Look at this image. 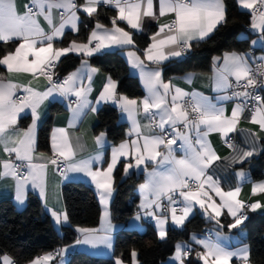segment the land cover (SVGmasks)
Listing matches in <instances>:
<instances>
[{"label":"snow or ice","instance_id":"obj_1","mask_svg":"<svg viewBox=\"0 0 264 264\" xmlns=\"http://www.w3.org/2000/svg\"><path fill=\"white\" fill-rule=\"evenodd\" d=\"M238 5L249 10V29L258 37L251 44L264 45V0H238ZM103 7L115 12L109 18L110 27L93 18L94 14L99 16L98 10ZM81 10L87 15V22L81 19ZM162 18L168 19L161 23ZM120 22L125 26L121 27ZM228 22L227 0H83L82 3L28 0L22 7H18L17 0H0V45H11L0 47V66H5L11 74L31 76L27 84L0 77V153L8 157H0L3 168L0 178L11 177L15 181V199L23 204L29 185L38 189L41 196L46 194L50 165L63 180L69 179V173H82L90 178L105 206L100 228H77L79 235L74 244L37 256L28 264H51L57 257L58 264H64V254L76 246L113 247L114 226L107 205L115 191L117 165L125 176L130 170L146 175L145 183L140 185L143 199L133 221L151 217L160 241L168 238L169 220L183 226L197 207L221 230L225 224L220 218L225 212L231 218L226 226L236 229L248 218L245 209L264 208L260 201L246 203L239 199V183L225 191L219 178L214 179L215 172L209 174L213 163L221 157L207 139L210 133L221 134L233 149L232 164L242 165L258 148L264 151V146L258 144L264 141V56L234 51L215 57L214 65H219L215 69V90L225 93L217 96L215 102L203 94L175 87L171 79L165 82L163 77L165 61L184 57L194 45L206 41ZM153 25L156 31L149 34L150 42L143 49L137 48L134 35ZM81 26L87 31L85 42L71 40L67 46H59L66 29L79 32ZM114 50L125 54L131 67L139 71L147 93L143 99L118 95V82L111 76L104 78L96 99H88L93 91V75L99 69L83 57ZM69 53L82 54L81 68L61 79L56 69L61 58ZM40 77L47 82L42 91L30 86L32 80ZM191 78L190 74L189 83ZM57 97L68 101L72 112L69 127L75 126L85 110L96 112L97 106L105 103L117 106L130 122L127 138L112 147L107 160L102 151L77 159L69 130L55 128L50 135L52 155L37 152L41 105ZM223 101L232 103L230 115H226ZM28 115L31 122L21 126L20 121ZM242 117L258 125L259 132L238 129ZM237 131L245 133L248 147L234 143L229 134ZM105 137L106 133L101 132L95 136V143L102 147L107 142ZM75 140L76 148L82 150L80 138ZM177 152L182 155L177 156ZM235 175L241 182L249 180L242 168ZM212 194L219 197V203ZM251 194H264V181L255 182ZM50 212L57 225L69 222L66 211ZM221 239L227 237L218 230L202 238L192 235V242L201 246L202 251H195L187 242L176 243L172 264H191L188 257L194 251L197 261L203 264H233L234 258L240 264H251L248 245L230 250L221 244ZM130 257L132 264H140L135 249ZM0 264H17V261L5 254L0 257ZM115 264L125 261L118 258Z\"/></svg>","mask_w":264,"mask_h":264},{"label":"trees","instance_id":"obj_2","mask_svg":"<svg viewBox=\"0 0 264 264\" xmlns=\"http://www.w3.org/2000/svg\"><path fill=\"white\" fill-rule=\"evenodd\" d=\"M82 3L83 0H77ZM229 6V22L213 33L206 41L190 50L183 58L170 59L163 64V76L182 75L191 71H209L213 57L227 51L246 52L250 48L249 37H240L242 32L249 28V11L238 5V0H227ZM98 18L105 25H110L109 18L115 15L114 10L103 7L98 10ZM81 19L87 22V15L81 11ZM91 27V25H90ZM151 26L148 33L134 35L137 48L143 49L149 41V34L154 32ZM87 31L80 27L79 32L67 31L61 45H67L71 40H86ZM11 47V45H0ZM82 56L69 53L61 58L57 71L61 74L71 72L81 61ZM90 61L103 71L107 72L118 82L117 92L128 97L136 98L144 94L141 83L136 75L131 74L129 65L120 50L106 51L96 54ZM6 71L0 66V75ZM65 107L54 102L50 106L48 117L42 123L37 133V150H50V131L55 113ZM98 124L95 132L105 130L109 140L117 143L127 135V124L120 118V110L113 104H107L98 111ZM31 121L30 115L21 120L26 126ZM239 140V139H238ZM250 169L252 180L264 179V151L257 157L244 163ZM142 173L124 175L119 166L115 172L114 197L111 203L112 218L116 222H126L138 205L139 196L137 186L142 182ZM65 208L69 223L56 228L51 217L44 211L39 196L30 193L26 206L18 209L11 199L0 200V257L9 254L17 264H27L30 260L51 252L61 246L74 242L78 236L77 228L95 227L99 223L101 207L95 189L84 181H69L62 187ZM242 224L246 231L247 243L250 246L251 264H264V212H251ZM229 219L221 218L226 226ZM213 221L201 214L195 213L185 223L183 228H168V238L160 241L157 238V229L148 225L144 231L133 228H124L118 231L114 238V254L112 257H97L86 252L76 251L70 255L66 264H115L117 258L132 264L130 253L133 249L138 252L140 264H163L174 254V245L180 240H188L193 233H203L206 229L214 228ZM196 251V248H193ZM195 251L188 257L191 264H203L197 261Z\"/></svg>","mask_w":264,"mask_h":264},{"label":"crops","instance_id":"obj_3","mask_svg":"<svg viewBox=\"0 0 264 264\" xmlns=\"http://www.w3.org/2000/svg\"><path fill=\"white\" fill-rule=\"evenodd\" d=\"M27 2H28V0H17L18 7H22ZM79 15H81V12L79 13ZM166 19H168V18H162L160 22L163 23V22H165ZM42 23H43V21H42ZM106 26L110 27L111 25H106ZM120 26L124 27L125 25L123 22H120ZM150 28L151 27L147 28V30L144 33H148L150 31ZM67 31H72V30L66 29L65 34ZM155 31H156V28H155L154 32ZM249 35H250V45L251 46L246 52H250L252 54V56H254V57L264 56V45L258 43L256 46H253L251 44V41L258 39V37L255 33L250 31L249 28L247 29V31L242 32L240 34V37H249ZM76 41L77 42H85V40H83V41L82 40H76ZM59 46H67V45L59 44ZM132 50H135V49H132ZM234 51L240 52V51L232 50V51H227L225 53L234 52ZM225 53H223L222 55H216L213 57L212 67L209 71H203V72L202 71H191V72H187V73L182 74V75H173L169 78H164V80H165V82H167L169 79H171L173 84L175 85V87H179L186 92H190V93L194 92L197 94H203L206 97L212 98L213 101L215 102V98L217 96L224 95L225 93L218 92L215 90V83H214V79H215V75H216L215 69L217 67H219V65H214V58L215 57H223V55ZM72 54H75V53H72ZM137 54L141 56V59H145L141 52H137ZM79 56H82V54H80ZM123 56L125 57L128 65H129V70H130L131 74L136 75L138 77V79L141 83V86L143 88V91H144V94L142 96L132 98V99H137V100L143 99L147 95V93H146V90L143 86L141 77L139 75V71L136 69H133L131 67V64L129 63L128 58L125 54H123ZM83 58L87 59L88 63L92 67L99 69V72L93 75V91L88 97V99L94 101L96 99V97L98 96L99 92L101 91V85L104 82V78L106 76H111V75H109L107 72L103 71L101 68L95 66L90 61V58H88V57H83ZM171 59H180V58H171ZM145 63L149 64V67H153V65H151L150 62H148L146 60H145ZM80 68H81V61L71 72L68 73V75L71 74L72 72L77 71ZM5 69H6V67H5ZM190 74H191L192 78H191V82L189 83L187 77H189ZM0 77H3L5 79V81L11 79L13 83H17V84H27L28 81L31 79L30 74H11V73H8L7 71H5L4 74L0 75ZM46 84H47V82L44 80V78L40 77L39 79L32 80V83L30 86L36 88V90H38V91H42L46 87ZM18 94H22V93H18ZM118 95H120V94L118 93ZM122 95H125V94H122ZM129 98H131V97H129ZM71 99L75 100V97H72ZM54 102L61 103L65 107V109L54 114L53 120H52V125H51L50 135L55 128H67L69 130L70 138L72 139V142H73L74 150L77 151V157H76L77 159L87 158L89 155H95L98 151H102L104 158L107 160L110 157L112 147L118 146L121 141H123L127 138V135H126V137L123 140H121L117 143H113L109 140L105 130L95 132V126L98 124V121H99L98 111L102 107L106 106L107 104H111V103H105L102 105H98L96 112H89V111L85 110V114H83L80 117L79 121L75 123V126L69 127V124H70L71 118H72V112L68 107V101H66L60 97H57L56 99L49 98L48 100H46L44 102L43 105H41L40 111H41L42 115H41V122L39 124V127L42 125V123L48 117L49 112H50V106ZM221 103H223L225 108H226V115H230V109L232 107V103L228 102V101H223ZM72 107H75V104H73ZM120 118L126 122L127 133H128V131L130 129V122L126 119V116L124 114H122L121 112H120ZM141 122L145 123L146 121L142 120ZM20 125L23 126L21 124V121H20ZM39 127H38V129H39ZM237 128L238 129H251L253 132H259V126L258 125H254L250 121H245V119L243 117L241 118L240 123L237 125ZM101 132L106 133L105 139L107 141L102 147L97 145L95 143V139H94L95 136H98ZM229 135L230 136L236 135L239 139L238 145H240L241 147H248V145L245 142V133L237 131L236 133H231ZM262 135H264V134H262ZM76 137L80 138V144L83 146L82 150L76 148V140H75ZM207 139L210 142L211 147L216 151V154L221 157L220 160H217L213 163L212 167L209 169V174H211L213 171L215 172L214 179L219 178L220 186L225 191L229 190L230 187L234 188L239 183V185L241 187V193H240L239 199L244 200L246 203L260 201L262 204H264V194H256V195L251 194V188H252L253 184L255 182L264 181V179L263 180H257V181L252 180L250 169L244 165V163L250 161L252 158L257 157L262 152V150H260L258 148L257 153L254 154L252 157L248 158L247 160H245L242 165L241 164H232L231 163V157L234 154L233 149L229 148L228 145L225 143V138L219 133H210L209 136L207 137ZM258 144H260L261 146H264V141H258ZM37 152H43V153H45L46 156L52 155L51 150H49V151L37 150ZM180 155H182V152H177V156H180ZM0 157L8 158L6 153H0ZM119 166L120 165H117V168ZM94 168H95V165H94ZM241 168L247 173V175L249 177V180L247 182L239 181V178L235 175V173L238 172L239 170H241ZM150 170L151 169H149V171ZM0 171H3L2 165H0ZM115 172H114V178H115ZM132 173H136V174L142 173V175H143L142 182H140V184L137 186L136 192L139 196V202H138V205H137V208H136L134 214L131 217H129L126 222H116L113 220L112 213H111V203H112L115 191L113 192L112 198L107 205L108 211L110 212V216H111V222L114 226L113 232H112L113 247L111 249H108V248H105L104 246H99L97 248H92V247L87 246V245L76 246L74 248L69 249L64 254V264L67 263V260L70 257V255L76 251L86 252V253H89V254H91L93 256H97V257H112L114 254V238H115V235L118 231H120L124 228H133V229H137L139 231H144L148 225H153L156 228L155 222L151 217H141V219L139 221H133V217H134L135 213L139 210L138 206L141 204V201L143 199V194L140 191V185L145 183L146 175L143 172H134V171L130 170L129 174H132ZM68 176H69V179L63 180L60 177L59 173L54 172V170L52 169V166L50 165L49 171H48V176H47L46 194L44 196H41L38 189H34V188H32L31 185H29L28 190H27V194H26V199L24 200L23 204H20L15 199V197H16L15 181L11 177L0 178V200L11 199V200H13V202L15 203V206L18 209H23L26 206V202H27V198H28L29 194L34 193L40 197V199L43 203L44 211L51 217L56 228L58 230H60L62 226L67 225L69 222L68 223H61L60 225H57L54 221V218L51 215L50 210H52V211H66L65 202H64L63 193H62L63 185L69 181H84V182L90 184L95 189V186L90 183V178L86 177L82 173H80V174L69 173ZM95 191H96V189H95ZM212 195H213V199H215L216 202L219 203L220 202L219 197H216L214 194H212ZM98 199H99V197H98ZM99 203H100V207H101V215H100L98 225L95 227H86V228H100L101 227V221H102L105 206L100 202V200H99ZM177 206H179V205H177ZM245 211H246L247 215L251 212L263 213L264 208L257 209L255 211H252L250 209H245ZM197 212H200L201 214H203L201 212V210H199V208L197 207V209L194 210V212L188 217V219ZM177 215H179V214H177ZM223 217L227 218L229 220L231 219L229 216H227L226 212H225V215L222 216L221 218H223ZM186 221H185V223H186ZM185 223H184V225H185ZM134 224L137 226L134 227L133 226ZM184 225L183 226H177V225L172 224V222L169 220V224L167 227L168 228L173 227V228L180 229V228H183ZM241 227H242V224L238 228L229 229L228 231L216 229V227H214V228L206 229L203 233H193L190 235L188 240H180L177 243L187 242L192 246V248H196V251H202L203 249L201 246L192 242V240H191L192 235H195L197 238H202L205 235H211L212 230H218V231L222 232L223 236L227 237V239H221V241H220L221 244L223 246L229 248L230 250H235L237 248L243 247L245 244L249 246V244L247 243V240H246V237H247L246 231L243 230ZM78 235H79V233H78ZM212 238L215 239V236H212ZM74 243H75V241L70 243V244H74ZM68 245L69 244L61 246V247H67ZM249 248H250V246H249ZM7 255H9V254H7ZM172 256H170L163 264H172V261H171ZM58 262H59V257H57L56 260L52 261L51 264H58ZM125 264H127V263H125ZM233 264H240V261L238 259L234 258Z\"/></svg>","mask_w":264,"mask_h":264},{"label":"built area","instance_id":"obj_4","mask_svg":"<svg viewBox=\"0 0 264 264\" xmlns=\"http://www.w3.org/2000/svg\"><path fill=\"white\" fill-rule=\"evenodd\" d=\"M253 52V51H252ZM253 67H255V65H253ZM56 72L58 73V76H59V78H64V77H66V76H68V73H65V74H61V73H59L57 70H56ZM53 79H57V76H54L53 77ZM230 137H233L234 138V143L235 144H239V140H238V137L236 136V135H231ZM177 207H179V206H177ZM177 214H180L179 213V211L177 212ZM55 249H53L51 252H53ZM43 255V254H42ZM42 255H40V256H42Z\"/></svg>","mask_w":264,"mask_h":264}]
</instances>
